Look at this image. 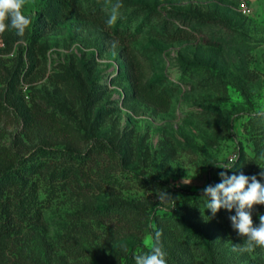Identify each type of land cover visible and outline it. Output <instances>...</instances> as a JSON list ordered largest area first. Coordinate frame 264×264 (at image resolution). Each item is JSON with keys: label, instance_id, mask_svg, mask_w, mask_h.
Returning <instances> with one entry per match:
<instances>
[{"label": "rangeland", "instance_id": "obj_1", "mask_svg": "<svg viewBox=\"0 0 264 264\" xmlns=\"http://www.w3.org/2000/svg\"><path fill=\"white\" fill-rule=\"evenodd\" d=\"M238 1L119 0L109 26L117 0H25L29 29L0 34V145L20 155L63 147L20 134L19 112L42 110L97 161L75 178L52 179L49 163L34 174L40 217L0 238V264H114L125 248H149L150 224L162 247L200 232L234 264H264V248L232 250L243 244L224 224L235 211L213 216L201 196L221 171L264 183V0H247L249 16ZM38 16L48 24L41 35ZM10 165L0 160V172ZM162 186L174 206L159 200ZM91 206L125 210L127 223L88 215Z\"/></svg>", "mask_w": 264, "mask_h": 264}, {"label": "trees", "instance_id": "obj_2", "mask_svg": "<svg viewBox=\"0 0 264 264\" xmlns=\"http://www.w3.org/2000/svg\"><path fill=\"white\" fill-rule=\"evenodd\" d=\"M52 1L56 4V8L63 5L60 0ZM65 1L63 0V2ZM97 9L98 16H102L103 11L100 5H97ZM39 18L35 32L41 35L46 32L48 24L45 18L41 16ZM121 36L128 37L130 35L127 36L123 32ZM5 111V102L0 98V118ZM19 113L21 118L20 134L25 139L29 141H33L36 138L49 139L59 143L64 142V146L60 148L33 149L24 155H20L11 147L0 145V160L11 164L10 167L0 172V238L10 231L21 229L28 222L35 221L38 216L40 217L41 210L39 211L36 198L35 182L32 180L38 170L49 163L46 168L49 169L47 173L52 175V179L64 177L70 172H73V178H75L77 174H86L84 169L89 164L88 160L94 158L87 150L77 152V149L72 147L70 129L63 126L54 116L42 110L36 114L30 113L28 110H21ZM2 132L0 129V134ZM94 161H97L96 158H94ZM92 165L91 163L88 166L89 170ZM108 178L116 181L113 176L108 175ZM161 190L167 191L172 197L174 195L173 189L168 186H162ZM262 208H264V205H254L252 210H260ZM85 211H90L89 213L86 212L88 215L106 218L110 221L115 219L119 224L123 222L122 225L127 223L125 210H122L120 215H116L115 213H118L117 210L110 208V206H91ZM215 215H219L218 212ZM252 219L254 225H258L259 218H257L255 213L252 214ZM224 224L232 229L235 234L234 237L238 241L242 240L244 242L245 237L238 235L237 231L231 227L228 217L224 218ZM182 239V242L171 247H162L166 252L167 264H234L236 261L235 256L224 253L217 242L205 237L200 232L198 234L188 232L182 236ZM67 241H70V239L65 238L62 240L61 247L66 253L70 254V247L67 246ZM257 248L259 249V247ZM257 248L254 253H258ZM138 250L147 253L149 248H137V246L133 245L114 264H135L134 253ZM251 263L253 261L246 264Z\"/></svg>", "mask_w": 264, "mask_h": 264}, {"label": "clouds", "instance_id": "obj_3", "mask_svg": "<svg viewBox=\"0 0 264 264\" xmlns=\"http://www.w3.org/2000/svg\"><path fill=\"white\" fill-rule=\"evenodd\" d=\"M24 5L25 0H0V34L11 26L18 36L23 37L32 23L31 18L22 12ZM121 6L119 0L112 6L107 20L109 26L116 23ZM259 114L264 115V113ZM215 165L223 169L231 168L230 164L225 163ZM219 176L220 182L205 186L201 196L207 199L206 208L211 210L213 216L222 208L229 212L235 211V214L230 215L228 219L231 227L245 239L242 245H233L232 250L251 254L257 247L264 248V214L259 215L258 225H254L251 214L254 205H264V183L257 179V175L247 176L243 173L228 175L221 171ZM259 176L264 178V171L260 172ZM189 182L190 179L183 181V183ZM157 195L161 202L171 203L174 206V198L167 191L160 190ZM149 227L154 230L149 234V251L145 253L138 250L134 253L135 264H167L166 252L159 244L161 232L155 229V225L150 224ZM124 251L127 252V248Z\"/></svg>", "mask_w": 264, "mask_h": 264}, {"label": "built area", "instance_id": "obj_4", "mask_svg": "<svg viewBox=\"0 0 264 264\" xmlns=\"http://www.w3.org/2000/svg\"><path fill=\"white\" fill-rule=\"evenodd\" d=\"M238 10L245 16H249L251 14V7L247 0H239L238 1ZM4 47V42L0 36V49ZM233 161V158H230Z\"/></svg>", "mask_w": 264, "mask_h": 264}]
</instances>
